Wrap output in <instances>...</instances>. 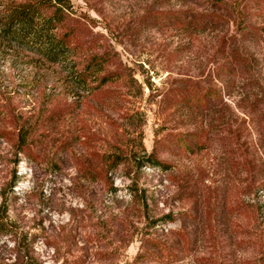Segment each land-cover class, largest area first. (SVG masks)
<instances>
[{
	"label": "rangeland",
	"instance_id": "rangeland-1",
	"mask_svg": "<svg viewBox=\"0 0 264 264\" xmlns=\"http://www.w3.org/2000/svg\"><path fill=\"white\" fill-rule=\"evenodd\" d=\"M70 6L61 61L0 36V264H264V0Z\"/></svg>",
	"mask_w": 264,
	"mask_h": 264
},
{
	"label": "trees",
	"instance_id": "trees-1",
	"mask_svg": "<svg viewBox=\"0 0 264 264\" xmlns=\"http://www.w3.org/2000/svg\"><path fill=\"white\" fill-rule=\"evenodd\" d=\"M262 5L263 0H250ZM143 21L159 22L160 16H156L155 10H149L144 15ZM187 16H184L186 23ZM83 22L75 17L71 11L70 0H34L21 2L13 6H7L0 13V36L19 46L41 53L50 61H61L70 55L80 51L81 33ZM118 52L112 46L103 51H93L85 61L84 69L97 81L92 88L98 89L104 84L112 73L99 75L113 62H119ZM111 79V78H110ZM177 95L188 94V102L198 101L195 89L176 92ZM195 143V147L200 144ZM192 147V146H191ZM146 162L154 166H162L155 151H151L146 157ZM154 248H148L144 253H138L133 261L141 258H153L163 261L175 254L167 249L164 244L154 243ZM130 264H134L131 262Z\"/></svg>",
	"mask_w": 264,
	"mask_h": 264
}]
</instances>
